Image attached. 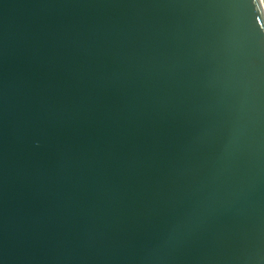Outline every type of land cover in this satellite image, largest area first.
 <instances>
[{
    "label": "water",
    "instance_id": "95a60500",
    "mask_svg": "<svg viewBox=\"0 0 264 264\" xmlns=\"http://www.w3.org/2000/svg\"><path fill=\"white\" fill-rule=\"evenodd\" d=\"M0 264H264V0H0Z\"/></svg>",
    "mask_w": 264,
    "mask_h": 264
}]
</instances>
